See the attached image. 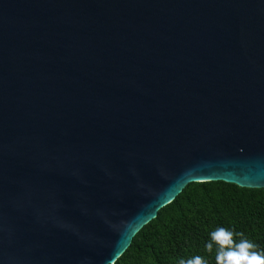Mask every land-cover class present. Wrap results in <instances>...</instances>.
Masks as SVG:
<instances>
[{"label": "water", "instance_id": "water-1", "mask_svg": "<svg viewBox=\"0 0 264 264\" xmlns=\"http://www.w3.org/2000/svg\"><path fill=\"white\" fill-rule=\"evenodd\" d=\"M211 182L264 189V0H0V264H115Z\"/></svg>", "mask_w": 264, "mask_h": 264}, {"label": "trees", "instance_id": "trees-1", "mask_svg": "<svg viewBox=\"0 0 264 264\" xmlns=\"http://www.w3.org/2000/svg\"><path fill=\"white\" fill-rule=\"evenodd\" d=\"M217 227L242 233L264 251V189L224 182L188 185L134 237L115 264H178L197 255L215 264L214 252H205L204 245Z\"/></svg>", "mask_w": 264, "mask_h": 264}, {"label": "clouds", "instance_id": "clouds-1", "mask_svg": "<svg viewBox=\"0 0 264 264\" xmlns=\"http://www.w3.org/2000/svg\"><path fill=\"white\" fill-rule=\"evenodd\" d=\"M204 250L214 252L215 264H264V251L257 250V246L242 233L224 227H217L209 233ZM178 264H207V261L197 255L181 258Z\"/></svg>", "mask_w": 264, "mask_h": 264}]
</instances>
